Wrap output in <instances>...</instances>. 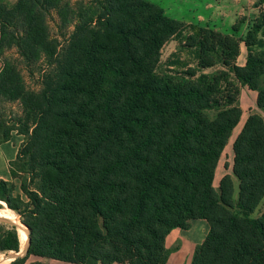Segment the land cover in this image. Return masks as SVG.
Here are the masks:
<instances>
[{
	"label": "trees",
	"instance_id": "obj_1",
	"mask_svg": "<svg viewBox=\"0 0 264 264\" xmlns=\"http://www.w3.org/2000/svg\"><path fill=\"white\" fill-rule=\"evenodd\" d=\"M54 13L63 42L52 38ZM248 29L240 32L244 26ZM184 23L144 0H0V144L23 137L0 203L29 231V256L71 264H166L167 234L203 220L190 264H264V119L248 116L231 175L214 172L241 110L236 84L264 111V21L228 32L193 25L197 70L156 72ZM247 50L236 64L239 45ZM15 51V58L6 56ZM220 64L213 74L202 71ZM39 73L37 90L22 70ZM199 73V74H198ZM263 208L257 217L256 209ZM15 226L0 254L18 253ZM41 264V263H38Z\"/></svg>",
	"mask_w": 264,
	"mask_h": 264
},
{
	"label": "rangeland",
	"instance_id": "obj_2",
	"mask_svg": "<svg viewBox=\"0 0 264 264\" xmlns=\"http://www.w3.org/2000/svg\"><path fill=\"white\" fill-rule=\"evenodd\" d=\"M66 1L69 2L72 7H75L79 3L87 2L91 0H66ZM144 1L152 3L158 6L159 8H161L167 17L173 20L179 21V22H183L185 24L184 25L185 29L182 35L178 37H174L173 39L169 40L162 47L160 51L159 64L156 70V72L160 75L166 74V73H171V74L179 73L180 75H182L183 72H186L188 70H197V59H196L195 49L184 45L185 37L191 33V29L189 28L190 24L208 25L210 28H213L216 31L228 32L231 26L236 25L237 22L241 20L246 21L247 25L254 23V22H259L262 19L264 21V0L244 1L241 8L233 6L232 4L233 2H229L230 0L228 1L214 0V2L216 1L218 3V7H216L217 9H215L214 12L217 14V16H220L221 18L226 19L227 23L225 24L224 23L216 24L212 22L198 23L196 21L195 15H191L188 12V10L191 11V9H195L196 13H203L202 12V7H203L202 0H187V1L185 0L184 1L183 0H144ZM2 2L7 8L12 7V6L10 7L8 6L10 4L9 0H2ZM186 20H190V22H187ZM47 22L49 26L50 36L52 38L58 39L59 42L62 43L63 38L61 37V35L64 34V31L60 32V30L58 29V18L56 17V15L52 13L48 17ZM228 24H232V25L227 26ZM245 25L246 24H244V26L240 29L241 33L242 32L245 33V31L248 29V27H246ZM263 32H264V29H263ZM261 38L264 44V36H262ZM246 55H247V50L245 46L243 44H240L239 45V55L236 59V64L238 66L244 65ZM6 56L15 58V51L14 50L9 51L6 54ZM219 70H222V67L220 66V64H216L215 66L205 69L202 72L205 74H213ZM22 71H23L22 72L23 78H24L27 88H29L30 90H37L39 87V73L37 71H33V73H31L30 71L26 69H23ZM236 87L238 89V95L236 97V100L241 110V116H240L238 124L236 125V127L233 129L231 133V136L227 142V145L225 146L220 156L219 162L215 168L214 180H213V187L217 190L220 179L224 175H227V174L230 175L234 182V197H236V194H237V182L235 178L231 175V167H232V159H233L232 144L249 115H251L252 113H256L261 118L264 119V111L258 110L255 106L256 92H252L247 87H242L237 84H236ZM13 134H16V133H13ZM13 140H16L15 137H13ZM8 170H9V166H8ZM7 182L12 184L13 186V189H14L13 196L19 195L20 198L25 202L26 198L20 192V189H19L20 180L9 178V181ZM262 208L263 206L260 205L252 216L257 217L259 213L261 212ZM4 209L10 210L7 208L6 204L2 202L0 203V210H4ZM11 212L17 219V222L21 223L18 215L14 211H11ZM6 221H7L6 223H0V228H2L3 230H6L9 224L12 223L9 220H6ZM23 227L26 228L24 225ZM27 230L28 229L26 228L25 232H27ZM16 231H17V228H16ZM21 244H20L18 253L6 252V253L0 254V264H11L17 258H20V259L23 258V256H25V251H24L25 242L23 243L21 242ZM13 256H17V257L13 260L9 258Z\"/></svg>",
	"mask_w": 264,
	"mask_h": 264
},
{
	"label": "crops",
	"instance_id": "obj_3",
	"mask_svg": "<svg viewBox=\"0 0 264 264\" xmlns=\"http://www.w3.org/2000/svg\"><path fill=\"white\" fill-rule=\"evenodd\" d=\"M10 4L13 6L16 0H9ZM184 1V0H183ZM187 1V0H185ZM228 1V0H226ZM244 1L248 0H230L233 2V6L242 7ZM203 13H196L195 9L188 10L191 15H195L196 21L198 23H216V24H225L227 23L226 19L217 16L214 12L218 3L214 0H202ZM190 22V20H186ZM234 22V21H233ZM183 23V22H182ZM232 24H228L230 26ZM1 67V65H0ZM253 92V91H252ZM15 137L16 140H13ZM23 137L17 134H11L10 140L6 143L0 144V180L9 181L10 174L8 170L9 163L14 161L17 150ZM208 232V225L203 220H193L190 222V226L187 230L174 229L171 230L164 240V247L169 251V256L166 264H190L194 249L196 246L202 243L206 234ZM11 259V258H10ZM13 260V259H12ZM71 264L65 263L56 260H49L35 256H29L23 264Z\"/></svg>",
	"mask_w": 264,
	"mask_h": 264
},
{
	"label": "bare ground",
	"instance_id": "obj_4",
	"mask_svg": "<svg viewBox=\"0 0 264 264\" xmlns=\"http://www.w3.org/2000/svg\"><path fill=\"white\" fill-rule=\"evenodd\" d=\"M6 208V207H5ZM14 213V212H13ZM0 218L9 220L10 222H12L13 224H15L17 226V231H18V235H19V240L23 243L26 242V232L25 229L23 227V225L19 222H17V219L15 218V216L12 214V212L10 210H0ZM20 242V244H21ZM22 245V244H21Z\"/></svg>",
	"mask_w": 264,
	"mask_h": 264
},
{
	"label": "water",
	"instance_id": "obj_5",
	"mask_svg": "<svg viewBox=\"0 0 264 264\" xmlns=\"http://www.w3.org/2000/svg\"><path fill=\"white\" fill-rule=\"evenodd\" d=\"M6 222H7V221H6L5 219L0 218V223H6ZM9 225H11V226H15V228H17L16 225L13 224V223H10ZM28 235H29V231L27 230V232H26V236H27V238H26V242H25V246H24V251H25V253H26L27 248H28V245H29V237H28ZM16 257H17V256H13V257H9V258H11V259H15Z\"/></svg>",
	"mask_w": 264,
	"mask_h": 264
}]
</instances>
